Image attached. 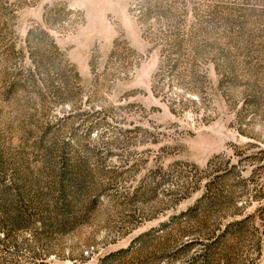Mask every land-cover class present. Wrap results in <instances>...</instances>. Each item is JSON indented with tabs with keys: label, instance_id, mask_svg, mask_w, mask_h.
Listing matches in <instances>:
<instances>
[{
	"label": "rangeland",
	"instance_id": "1",
	"mask_svg": "<svg viewBox=\"0 0 264 264\" xmlns=\"http://www.w3.org/2000/svg\"><path fill=\"white\" fill-rule=\"evenodd\" d=\"M0 264H264V0H0Z\"/></svg>",
	"mask_w": 264,
	"mask_h": 264
}]
</instances>
